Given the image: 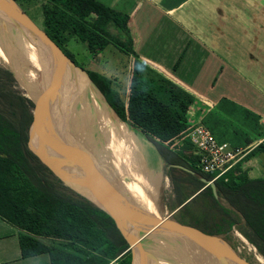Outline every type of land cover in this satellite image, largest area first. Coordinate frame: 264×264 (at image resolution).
Listing matches in <instances>:
<instances>
[{
	"label": "trees",
	"instance_id": "obj_1",
	"mask_svg": "<svg viewBox=\"0 0 264 264\" xmlns=\"http://www.w3.org/2000/svg\"><path fill=\"white\" fill-rule=\"evenodd\" d=\"M14 1L31 6L36 0ZM37 1L43 30L73 61L65 49L70 37L82 41L89 52L110 45L127 56L126 86L93 68L84 69L120 120L174 154L172 161L210 178L199 168L187 141L168 149L190 130L187 108L192 96L139 58L127 30V14L99 0ZM32 107L12 71L0 64V217L22 234V255L46 252L50 264H106L111 259L114 264H131L114 220L66 188L27 147ZM258 151L264 152V142L247 156ZM214 184L218 198L209 186L206 195L200 192L212 200V212L188 222L207 234L237 229L264 261V175L251 177L237 163Z\"/></svg>",
	"mask_w": 264,
	"mask_h": 264
},
{
	"label": "crops",
	"instance_id": "obj_2",
	"mask_svg": "<svg viewBox=\"0 0 264 264\" xmlns=\"http://www.w3.org/2000/svg\"><path fill=\"white\" fill-rule=\"evenodd\" d=\"M99 1L127 14V30L139 58L191 94L190 129L202 121L216 140L232 146H244L264 134V0ZM126 126L140 159L131 169L142 177L120 180L113 176L115 187L125 182L148 202L154 191L152 207L161 197L167 208L162 204L157 211L162 209L165 215L181 206L190 211V199L199 189L187 182L197 177L172 165L186 166L172 161L175 155L170 151ZM259 152L239 162L251 177L264 175L258 167ZM21 235L14 224L0 217V264H50L46 252L22 255ZM143 257L145 263L153 262L154 258Z\"/></svg>",
	"mask_w": 264,
	"mask_h": 264
},
{
	"label": "water",
	"instance_id": "obj_3",
	"mask_svg": "<svg viewBox=\"0 0 264 264\" xmlns=\"http://www.w3.org/2000/svg\"><path fill=\"white\" fill-rule=\"evenodd\" d=\"M1 22L17 29L26 41L34 46L39 65L29 92L33 107L27 128V147L64 185L89 200L114 220L129 244L127 248L132 249L133 245L140 244L143 238L150 241L162 239L169 241L188 259L215 260L219 264H229L228 262L253 264L248 257L239 253L223 239L216 237L219 234L204 233L190 224L171 217L170 214L164 216L155 214L129 195L115 191L100 174L97 163L92 160L85 147L75 140L73 125L70 124L74 112L70 109L66 111L67 128L58 129L53 133L52 138H48V128L45 126L49 125L40 115L46 111L45 107L49 109V104L47 106L43 103V96L50 95L52 103L57 95V88L60 87L69 70L83 73L91 83L92 81L85 69L67 56L14 0H0ZM105 102L107 103L106 100ZM54 104H57L56 100ZM257 157L258 167L264 174V152H259ZM172 165L185 169L201 182L208 184L212 195L217 197L214 180L197 175L193 169L181 164L172 163ZM139 250L135 251V256H131V264H136L137 255L141 252Z\"/></svg>",
	"mask_w": 264,
	"mask_h": 264
},
{
	"label": "bare ground",
	"instance_id": "obj_4",
	"mask_svg": "<svg viewBox=\"0 0 264 264\" xmlns=\"http://www.w3.org/2000/svg\"><path fill=\"white\" fill-rule=\"evenodd\" d=\"M0 25L7 36L10 38L13 36V40L17 41V44L20 43L19 49L14 50L18 52L15 59L6 50L5 53L3 52L0 43V56L8 62L13 72L20 77L27 92H31V84L34 82L36 70L39 66L36 61L35 48L9 24L1 22ZM11 50L13 49L11 48ZM29 61L30 63L32 62L31 64L34 63V65L27 63ZM17 63L25 67H32V70L27 71L26 69V75H21ZM43 98L45 104H49V108L58 116V123H60L64 130L67 128V109L71 111L75 109L73 111L74 115L70 118L75 140L85 147L89 156L97 163L99 169L102 170V175L108 180L114 190L118 192L120 189L122 191L123 188L125 190L123 194L129 195L135 200V197L142 193L141 191L137 188L130 190L125 182H121L120 184L122 185H117L116 188L114 183V177L120 178V180L125 179L124 177L133 179H135L134 177L136 179L142 177V174L140 176L137 174L138 171L136 169H131V165L139 159L132 136L124 122L109 109V106L104 102L97 89L93 87L87 77L83 73L69 70L63 78L60 87L57 88V95L55 97L57 104H54L55 100L52 103L50 102V95L48 94L43 96ZM108 150L114 153L109 154ZM142 205L150 210L152 201L149 200L148 202V200H145ZM154 241L156 246L150 249V257L154 258V264H219L215 260L199 261L185 258L172 245L161 246L159 244L161 240L156 239ZM158 249L160 253L157 252ZM140 251L143 252V250ZM137 256L135 260L136 264H153V262L145 263L142 260L143 256Z\"/></svg>",
	"mask_w": 264,
	"mask_h": 264
},
{
	"label": "rangeland",
	"instance_id": "obj_5",
	"mask_svg": "<svg viewBox=\"0 0 264 264\" xmlns=\"http://www.w3.org/2000/svg\"><path fill=\"white\" fill-rule=\"evenodd\" d=\"M21 6L25 9V11L27 13H29L31 18L33 20H35L38 24H40L41 27H42V24H41V13H40L38 1L37 0L34 1L31 6H28L26 4H21ZM0 27H1V29H0V37H1L0 38V43H1L2 50H3L4 53H5V50H6L9 53V55L12 58L15 59L16 58L15 56H16V54H18V52L14 51V49L11 50V45L13 47H16V45L13 44L14 42L12 41V39L10 41V37L7 36V34L4 32V30H2V26L1 25H0ZM65 49L73 55L74 61L76 62L77 65H79V66H81L83 68H93V69H95L97 71H100V72L110 76L120 86H126L127 78H128V66H127L128 62L126 60L127 56L125 54L121 53L120 51L114 49L112 46L107 45L103 49V51H101V52L98 51V52L92 53V52H89L86 49L85 44L82 41L76 39V37H70L67 40V42L65 43ZM27 63H30V61L27 62ZM0 64L6 66L8 69H10L12 71L14 77L16 78V80L18 82V85L23 90V93L27 97H29V92H27V89L24 86V84L21 82L20 77H18L13 72V70L10 67V65L8 64V62H6V60H4L1 56H0ZM31 65H34V63L31 64ZM18 67L20 69L19 73L21 75H26V73H27V72H25L26 69H27V71H29V70L31 71L32 70V67H27V66L25 67L23 65H19ZM92 85H93V87H95L94 84H92ZM97 91L99 92L98 89H97ZM99 94L101 95V98L104 100V97L102 96V94L100 92H99ZM104 102H105V100H104ZM43 103L45 104L44 98H43ZM45 109H46V111L41 113L40 115H41L42 118H44L45 123L46 124L48 123V125H49V126H47L45 124L46 125L45 127L48 128L47 129L48 130L47 137L48 138L49 137L52 138V135H53L54 132H56L58 129L59 130H64V129L60 125V123H58V116L56 115V113L50 108L47 109L45 107ZM109 109H111V108L109 107ZM73 111H75V109ZM111 111H113V110L111 109ZM124 124L126 126L125 122H124ZM53 126H54V128H53ZM49 127H52V128H49ZM42 131H43V128H42ZM42 141H44V140H42ZM137 155L139 157L138 151H137ZM139 161H140V159H139ZM99 172H100V174H102V170L101 169H99ZM51 174H52V172H51ZM112 174H114V173H112ZM53 176L56 177L55 175H53ZM192 185H193V183H192ZM70 191L72 192V190H70ZM123 191L125 193V190L123 188H122V191H121V189L118 190V192H121V193H123ZM72 193H74V192H72ZM152 195H153V197L156 195L154 193V191L152 192V194L150 196H148V199L151 200V201H152V199H150V198H152ZM145 200H147V197H143L142 198L140 195L135 197V201H137V202H139L141 204H143ZM150 211L155 213V214H159L160 216H164L165 215L162 209L160 210V212L157 211V208L155 207V204L153 205V207L151 206ZM216 237H218L220 239H223L225 242H227L229 245H231L233 248H235L239 253L245 255L246 257H248V259L253 264H264L263 259L261 258V256L256 251L253 252L251 249L247 248L248 246H250V243L246 239L245 240H246L247 243L242 241L241 237H239V236H237L236 234L233 233V230H231L229 232L228 236L225 239L220 234L217 235ZM158 240H161L160 243H159L161 246H168V245L170 246V243L168 241H166L164 243V240H162V239H158ZM140 241L142 243H144V245H149L150 247H153V248L156 246L154 241H150L148 239H144L143 238ZM157 252L160 253L159 249L157 250ZM134 256H135V254H134Z\"/></svg>",
	"mask_w": 264,
	"mask_h": 264
},
{
	"label": "built area",
	"instance_id": "obj_6",
	"mask_svg": "<svg viewBox=\"0 0 264 264\" xmlns=\"http://www.w3.org/2000/svg\"><path fill=\"white\" fill-rule=\"evenodd\" d=\"M261 121L264 123V113L262 114ZM184 141L188 142V150L197 156L199 168L203 172L211 174L209 179L214 180L224 175L257 145L263 143L264 134L244 146H232L226 141L216 140L210 129L202 121H198L185 136L175 138L173 141L175 146L169 145L168 149L176 150L184 145ZM232 230L234 234L241 237L242 241L246 242L239 231L234 228ZM247 248L253 252L256 251L252 244ZM106 264H114V259H111Z\"/></svg>",
	"mask_w": 264,
	"mask_h": 264
},
{
	"label": "flooded vegetation",
	"instance_id": "obj_7",
	"mask_svg": "<svg viewBox=\"0 0 264 264\" xmlns=\"http://www.w3.org/2000/svg\"><path fill=\"white\" fill-rule=\"evenodd\" d=\"M15 3L28 15V17L41 29V30H43V28L41 27V25L40 24H38L35 20H33L32 18H31V16L29 15V13H27L26 11H25V9L21 6V4H19L18 2H16L15 1ZM6 26V25H5ZM12 27V26H11ZM14 28V27H13ZM3 29V28H2ZM15 29V28H14ZM16 30V32L17 33H19L18 32V30L17 29H15ZM44 31V30H43ZM15 34V33H14ZM12 38H10V41H11V39H12V41L14 42L13 44H15L16 45V47H13L12 45H11V48L12 49H19V47H20V43L19 44H17V42L16 41H14L13 40V36H11ZM108 153L109 154H113L114 152H111V150L109 151L108 150ZM51 172V171H50ZM103 176V175H102ZM104 177V176H103ZM105 178V177H104ZM106 179V178H105ZM107 180V179H106ZM60 181V180H59ZM61 182V181H60ZM107 182H108V180H107ZM62 183V182H61ZM192 183H193V185H192ZM63 184V183H62ZM108 184H110L109 182H108ZM64 185V184H63ZM187 185L189 186V187H191V188H195L194 190H196V189H199V191L197 192V193H195L194 195H193V197L190 199V200H193V201H191V204L192 205H190V206H192L191 208V210L189 211L185 206H181L180 208H178V209H176L175 211H173V212H171L170 213V216L171 217H173V218H175V219H177V220H179V221H181V222H183V223H191V222H188V221H190V219H192V218H194V216H201V217H203V216H208L209 215V213L210 212H212V208H211V199H210V197H208L207 196V198H205L206 196H203V195H206V190H207V186H209L208 184H206V183H199V180L197 179V178H195V179H190V181L189 182H187ZM66 186V185H65ZM110 186H111V184H110ZM68 189H70V190H72L71 188H69L68 186H66ZM210 187V186H209ZM210 190H211V187H210ZM205 192L203 195H200L199 197L197 196L198 194H199V192ZM72 192H74L75 194H77L74 190H72ZM120 193V192H119ZM211 193H212V191H211ZM79 195V194H78ZM80 196V195H79ZM197 196V197H196ZM82 197V196H81ZM84 198V197H83ZM216 198V197H215ZM86 199V198H85ZM89 201V200H88ZM154 204H155V207L158 209V208H161L160 206H162V204H163V207L166 209L167 208V205L165 204V203H163V200H162V198L161 197H159L158 199L156 198L155 199V201H154ZM188 207V206H187ZM189 209H190V207H188ZM171 210H167L166 211V213L167 212H170ZM199 215H198V214ZM228 234H229V232H226V233H224V234H220L224 239L228 236ZM124 237V236H123ZM124 239H125V237H124ZM125 241H126V243H127V247H129V244H128V242H127V240L125 239ZM125 248L124 250H123V252L125 251V252H129L130 253V256H134V254H135V251H137V250H139V247H140V250H143V252H140L138 255L139 256H151L150 255V249L151 248H153V247H150L149 245H144V243H142L141 241H140V244H136L135 243V245H133V248L131 249H129V248ZM139 250V251H140Z\"/></svg>",
	"mask_w": 264,
	"mask_h": 264
}]
</instances>
